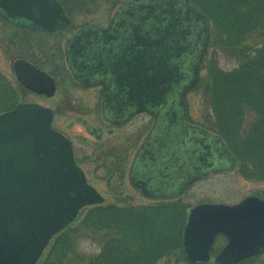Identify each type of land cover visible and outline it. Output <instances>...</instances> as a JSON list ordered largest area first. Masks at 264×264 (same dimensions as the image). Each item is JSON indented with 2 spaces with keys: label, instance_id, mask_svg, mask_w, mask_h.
I'll list each match as a JSON object with an SVG mask.
<instances>
[{
  "label": "water",
  "instance_id": "obj_1",
  "mask_svg": "<svg viewBox=\"0 0 264 264\" xmlns=\"http://www.w3.org/2000/svg\"><path fill=\"white\" fill-rule=\"evenodd\" d=\"M164 3L174 8L171 0L143 8L152 14L154 7L161 15L169 16V20L164 18L169 21L167 27L154 36L141 40L137 36L138 29L145 28L147 16L140 18L142 26L134 25L133 20L127 25L134 30V57L124 56L118 86L128 102L139 104L138 108L182 101L183 96L176 93L169 98L168 93L181 71L175 60L188 44L189 52L196 50L190 78L182 75V87L188 90L197 80L209 42L211 21L205 12L190 0H175L182 5L179 11L183 17H179L174 9L165 10ZM0 14L18 27L47 33H56L71 22L59 0H0ZM126 18L119 17L120 24L126 25ZM87 33L88 29H84L68 41L67 60L73 70V47ZM14 71L29 91L48 98L56 94L55 79L29 61L18 59ZM173 118L177 121V115ZM53 119V110L37 103H20L0 114V264H38L53 238L73 224L84 208L105 202L77 164L72 141L53 128ZM203 135L216 138L229 157L216 171L236 166V158L221 137L204 130ZM142 169V162L136 157L130 171L135 188H140L136 175ZM220 236L227 243L215 264H238L264 253V198L249 196L233 205L202 203L192 207L182 231V247L188 261L209 262Z\"/></svg>",
  "mask_w": 264,
  "mask_h": 264
},
{
  "label": "trees",
  "instance_id": "obj_2",
  "mask_svg": "<svg viewBox=\"0 0 264 264\" xmlns=\"http://www.w3.org/2000/svg\"><path fill=\"white\" fill-rule=\"evenodd\" d=\"M191 1L212 23L209 48L213 54L207 79H203L208 83L202 84L201 78L194 88L205 89L210 95L212 117L207 115L202 126L224 139L244 178L264 182V0ZM0 20H4L1 15ZM24 31L29 37L37 34ZM42 35L51 41L58 39ZM57 42L54 55L62 58L61 43ZM219 47L238 63L232 70L220 69L216 60L210 65ZM29 51L27 60L40 69L52 66L48 54L39 62ZM28 92L0 68V113L12 110ZM116 193L121 198L118 203L85 209L80 223L56 235L38 264H173L174 258L175 264H191L182 247L188 209L183 201L139 204ZM85 238L99 244L98 254L87 257L79 251ZM262 256L240 264H257Z\"/></svg>",
  "mask_w": 264,
  "mask_h": 264
},
{
  "label": "rangeland",
  "instance_id": "obj_3",
  "mask_svg": "<svg viewBox=\"0 0 264 264\" xmlns=\"http://www.w3.org/2000/svg\"><path fill=\"white\" fill-rule=\"evenodd\" d=\"M73 1H75L74 8L81 9L83 14L73 18L72 26L62 36V58L54 55L59 44L58 39L56 41L48 40L39 32L31 37H29L30 35L25 36V29L0 20V68L9 78L16 80L14 63L18 59H27L26 50L30 49L31 55H34L39 62H43V59L49 56L48 64H53L46 66L47 69L44 71L55 78L58 87L56 94L48 98L28 92L22 103H37L54 111V127L73 141L79 165L85 170L89 183L105 197L104 205L118 203L121 198L116 191L122 193L124 197L134 199L139 204L157 203L158 201L143 196L131 184L129 178L138 146L143 141L147 130L152 126L153 119L143 115L121 126L111 125L110 121L104 118L101 113L100 90L81 87L75 83L63 48L64 38L73 34L78 26H82L88 21L89 23L92 21L108 23L118 6L132 0ZM209 46L210 44L207 47L199 73V79L202 78L201 83L206 86L208 82H203V79H207L209 73L207 65L211 54H213ZM45 54L48 55L45 56ZM214 54L216 56H212L210 65L212 60H216L218 67L225 71L232 70L238 65L236 60L220 47L219 50L214 51ZM186 102L194 123L202 126L207 115L211 114L212 117L210 95L208 91L205 92V89L193 90L188 93ZM142 130L143 137H140L139 140L138 135ZM238 169L239 164L233 168L209 172L197 179V182H194L181 199L188 207L187 213L192 207L202 203L233 205L249 196L264 195V182L246 179ZM115 189L117 190L115 191ZM88 208L91 207H86L79 213L74 223H80L84 219L85 209ZM80 244L79 251L87 257L100 252V246L95 241L85 238ZM225 244L223 238L219 239L214 250L219 252ZM217 254L213 251L212 263H214ZM176 260V258L172 260L173 264ZM257 264H264V254L262 258L258 259Z\"/></svg>",
  "mask_w": 264,
  "mask_h": 264
},
{
  "label": "flooded vegetation",
  "instance_id": "obj_4",
  "mask_svg": "<svg viewBox=\"0 0 264 264\" xmlns=\"http://www.w3.org/2000/svg\"><path fill=\"white\" fill-rule=\"evenodd\" d=\"M162 1L132 0L123 3L117 7L108 23L94 21L89 23L88 21L84 25L78 26L73 34L64 38L63 46L67 62L68 41L75 39L82 30L88 29L87 37L84 35L73 47L75 56L73 57L72 65L75 67L76 73L71 67L70 71L78 86L90 89L98 88L100 90L101 113L104 118L110 121L111 125L121 126L143 115L153 119L152 126L147 130L143 141L141 143L137 141L140 145L135 157H138V160L142 162L143 169L137 171L136 181L140 186L137 189L143 196L158 202L167 201L171 198V195L179 192L183 193L177 197V200L183 199L194 182H197V179L209 172L216 171L218 167L225 165L229 160V157L225 155L217 139H213L212 137L211 139L203 135V130H207L194 123L189 113L186 96L196 86L201 69L200 65L197 72V80L193 86L188 90L185 87L183 88L182 84L187 75L190 78L192 74L191 70L194 67V59L197 54L196 50L189 52V44L182 56L175 60L181 71L179 70L180 72L175 80L176 85L172 87L173 90L168 92L169 98L176 93L179 96H183L182 101H164L154 108L150 106L148 108H146L147 106L145 108H138L139 104L128 102L126 93L121 92L118 86L121 80L118 74L121 72L124 56L126 58L134 57L131 54L133 52L131 46L135 43L133 42L134 30L130 29L127 25H130V22L133 20L135 24H132L142 26L140 18L142 16L149 18L146 21L145 28L138 29L137 27L139 40L154 36L158 30H164L169 23L164 18L169 20V16L166 14L161 15L159 13L160 10H155L154 7L152 8V14H149V10L143 9L145 5L161 4ZM171 1L174 3V8L164 3L165 10L171 11L174 9V13H179V17H183L179 11L182 5L175 3V0ZM59 2L64 6L66 14L71 20L68 26L54 34L61 43L65 31L73 24V18L82 16L83 13L81 9L74 8L72 4L75 1L73 0H59ZM64 3L69 4V6L66 7ZM134 5L136 6L134 7ZM122 16L127 17L128 22H126V25L120 24L118 20ZM23 29L26 30L27 28ZM184 30L186 32L187 28H184ZM146 32H148V36L145 35ZM186 35H188L187 32ZM193 40H196V38ZM138 49L139 47L135 49L137 51L136 55ZM182 75L185 76L184 80ZM183 93L184 95H182ZM176 107L178 112H176ZM176 115L177 121L173 118ZM208 133L212 134L209 131ZM212 135L215 136L214 134ZM140 137H143V130L138 135L139 140ZM76 154L75 151V156ZM165 198L167 200H163ZM211 263L212 261L209 264Z\"/></svg>",
  "mask_w": 264,
  "mask_h": 264
}]
</instances>
